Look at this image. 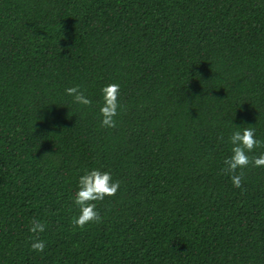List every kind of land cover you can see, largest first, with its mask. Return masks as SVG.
Segmentation results:
<instances>
[{"label": "trees", "instance_id": "1", "mask_svg": "<svg viewBox=\"0 0 264 264\" xmlns=\"http://www.w3.org/2000/svg\"><path fill=\"white\" fill-rule=\"evenodd\" d=\"M233 126L264 140V0H0V264H264V167L233 186ZM92 169L121 187L74 228Z\"/></svg>", "mask_w": 264, "mask_h": 264}, {"label": "clouds", "instance_id": "2", "mask_svg": "<svg viewBox=\"0 0 264 264\" xmlns=\"http://www.w3.org/2000/svg\"><path fill=\"white\" fill-rule=\"evenodd\" d=\"M42 39V38H41ZM66 94L73 97L76 104L91 106L92 100L85 94L80 86L66 88ZM103 103L100 107L101 126L104 128H116V117L118 110H122L120 102L121 88L119 83H109L101 89ZM230 137L232 144L231 155L224 159L223 172L231 178L235 188H241L245 174L242 171L249 165L254 167H264V153L258 156H250L256 148L264 147V140L256 139V130L253 126L235 127ZM221 139H223L221 137ZM51 154H45L41 160L50 158ZM239 170V171H238ZM121 187V181L114 180L109 171L100 169L85 170L79 177L78 190L74 194V204L79 209V215L73 216L72 225L74 228H85L89 224L103 223V218L97 209V202H102L105 198L114 197ZM29 231L33 234L31 239V250L43 253L46 247L44 240L40 239L47 225L33 219Z\"/></svg>", "mask_w": 264, "mask_h": 264}]
</instances>
